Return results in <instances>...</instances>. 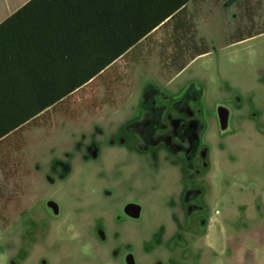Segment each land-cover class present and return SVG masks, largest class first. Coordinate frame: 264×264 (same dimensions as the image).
<instances>
[{
    "label": "rangeland",
    "instance_id": "rangeland-1",
    "mask_svg": "<svg viewBox=\"0 0 264 264\" xmlns=\"http://www.w3.org/2000/svg\"><path fill=\"white\" fill-rule=\"evenodd\" d=\"M245 1L246 27L239 28L233 39L229 16L228 45L176 78L172 93L159 94L155 108L159 114L132 103L115 114L111 123L96 124V129L85 127L93 128L85 139L95 137V155L86 148L84 138L63 141V146L53 151L64 156L54 157V162L66 161L69 156L72 174L68 178L57 179L51 186L45 178L48 172L37 173L35 182L23 188L0 189V264H39L40 257L48 264H109L92 250L83 252L79 238L71 243L65 234L53 232L56 228H52L45 212L47 201L57 200L61 210L75 219L66 227L76 228L81 202L93 203L103 197L104 185L115 190L116 206L126 199V192H130V201L141 204L142 219L132 223L134 247L136 240L143 242L150 249L149 259L160 258L157 247L167 244L172 234L175 241V227L180 229L178 223L182 225L188 219L182 215L177 194L184 179L170 164L174 158L164 159L162 148L128 144L132 136L125 128L131 127L139 135L144 130L137 124L141 120H160L170 135L167 115L173 119L184 115L195 127L199 144L196 186L204 195L197 197V206L203 207L211 197L217 200L211 204L216 216L212 215L204 226L206 241L214 247L212 253L205 250L208 258L212 264H264V0ZM249 14H254L253 19ZM233 40L242 41L232 44ZM184 101L191 116L176 109ZM225 110L230 117L222 134L220 118ZM178 154L183 157L182 151ZM210 166L217 168L219 180L211 192ZM117 215L118 211L111 215L115 223ZM176 235L180 242L182 233Z\"/></svg>",
    "mask_w": 264,
    "mask_h": 264
},
{
    "label": "crops",
    "instance_id": "crops-1",
    "mask_svg": "<svg viewBox=\"0 0 264 264\" xmlns=\"http://www.w3.org/2000/svg\"><path fill=\"white\" fill-rule=\"evenodd\" d=\"M31 1L0 0V189L35 182L63 157L53 153L63 141L85 138L132 103L157 104L176 78L228 45L229 16L231 37L246 27L248 9L245 0H44L8 21ZM107 59L52 103L54 76H67L70 60Z\"/></svg>",
    "mask_w": 264,
    "mask_h": 264
},
{
    "label": "flooded vegetation",
    "instance_id": "flooded-vegetation-1",
    "mask_svg": "<svg viewBox=\"0 0 264 264\" xmlns=\"http://www.w3.org/2000/svg\"><path fill=\"white\" fill-rule=\"evenodd\" d=\"M156 107V104H148L143 108L159 114V112L155 110ZM176 109L183 111L182 113H186L185 115L191 116L188 111L189 108L187 102L185 101L183 105L181 104L177 106ZM185 110L187 112H184ZM229 117L228 111V118ZM165 120L171 126L170 135L166 133V125L161 123L160 120H141L137 124L141 126L142 130H144L143 133H140L139 135L135 134L133 128H125L129 132V135L132 136L130 141H128V144L137 147V144L141 143L143 145L162 148L166 154L164 159L166 160L167 158V161H171L170 157L172 159L174 158L173 163L170 162V164L181 171L184 179V182L178 188L177 194L182 208V215L185 219H188L182 225L178 223L179 227H181L180 229L175 227V241L172 239V234L170 235L171 238L167 244L157 247L161 250L160 258L157 260L149 259L150 249H148L143 242L141 243L136 240L137 245L134 247V239L132 237L134 226L132 223L142 219L143 209L141 204L130 201L128 199V194H130V192H126V199L116 206L113 194V191L115 190L113 187H111L112 190L110 188L105 189L108 187L106 185L102 186L101 192L104 195L103 197H97L93 203L81 202L80 216L76 219V228H67V223L73 224L72 221H75V219H72L70 213H65L61 210L60 204L57 200H48L45 212L47 214V219L49 218L51 220L50 223L52 228H56L53 232H57V234L60 232V235L65 234L70 238V241L74 238H79L82 247L84 246L83 252L92 250L100 257V259L109 262V264H212V261L208 258L205 250L211 252L214 251V247L206 241L207 234H205L204 226L206 225V221L211 219L212 215L213 217L216 216L215 212L214 214L211 212V210H213L211 204L214 203L216 198L211 197L208 202L205 200L203 207L197 206V197L201 196V198H204V195L196 186L195 167L198 158L199 144L196 132H194L195 127L192 125L193 123L184 118V115L183 117L178 116L174 119L172 116L170 117V115H167V119ZM226 131L227 130H224L221 133L223 134ZM159 132H162L163 134L161 135ZM94 139L93 137H90L87 139L84 138L83 140L85 146L87 145L86 148H88V150L90 149L92 154L95 155L98 149L97 146L92 143ZM122 141V143H124L123 139ZM80 147L81 145H79V148ZM181 151L183 152V157H177V155H179L178 153ZM68 158L69 156H67L66 161H63V159L56 160L51 170L46 174L45 178L47 182L50 181L51 186L55 180L58 179L62 181L64 177L68 178V175L72 174L68 165L70 160H68ZM210 168V180L208 183L210 186L209 191L211 192L212 189L217 188L219 180L217 181V168L214 169V166H210ZM64 174L65 176H63ZM222 174L223 172H221V176ZM220 183L221 185L223 184L222 179H220ZM128 204L140 205L141 212L139 219H132L125 213ZM116 211L119 213V215H117V223L111 218V215ZM171 218L174 219V215H171ZM56 219H59L61 223H55ZM197 221H199L198 224ZM185 225L188 228L183 229ZM179 231L183 235L180 242L176 240V234H178ZM214 236L218 238L219 235L216 233ZM54 239H57V237H54ZM198 240H200V245L197 246ZM72 242L73 241H71V243ZM64 251L70 253L69 249H65ZM108 254H112L113 256L110 257ZM40 258L37 260L39 264H48L47 261H43L42 258Z\"/></svg>",
    "mask_w": 264,
    "mask_h": 264
},
{
    "label": "trees",
    "instance_id": "trees-1",
    "mask_svg": "<svg viewBox=\"0 0 264 264\" xmlns=\"http://www.w3.org/2000/svg\"><path fill=\"white\" fill-rule=\"evenodd\" d=\"M39 7L44 9L46 3L44 0H32L29 2L23 9L17 12L14 16L8 19V21L16 20L20 14H25L29 7ZM34 15V14H32ZM36 21L41 22L46 21L43 14H37L34 16ZM112 60H103V61H85L83 65L79 64L80 62H75L70 60L69 62V74L60 78L59 76H54V90L51 95L52 103L55 104L62 98L69 95L72 91L80 88L85 83H87L92 77L98 74L104 67L111 63ZM39 111V110H37Z\"/></svg>",
    "mask_w": 264,
    "mask_h": 264
},
{
    "label": "water",
    "instance_id": "water-1",
    "mask_svg": "<svg viewBox=\"0 0 264 264\" xmlns=\"http://www.w3.org/2000/svg\"><path fill=\"white\" fill-rule=\"evenodd\" d=\"M220 119H221V124H222L221 129L225 130L226 126H227V119H228V111L227 110H225L223 112V114H221ZM140 212H141V207L138 204H128L126 209H125V213L129 217H131L132 219H135V220L139 219Z\"/></svg>",
    "mask_w": 264,
    "mask_h": 264
}]
</instances>
